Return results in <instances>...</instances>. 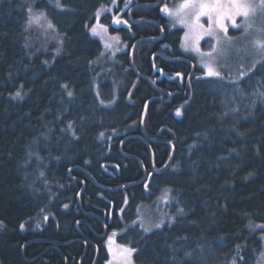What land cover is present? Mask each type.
<instances>
[{
  "label": "trees",
  "instance_id": "1",
  "mask_svg": "<svg viewBox=\"0 0 264 264\" xmlns=\"http://www.w3.org/2000/svg\"><path fill=\"white\" fill-rule=\"evenodd\" d=\"M36 2L63 36L58 56L29 50L23 0H0V264H105V230L120 231L117 243L135 249L136 264H256L264 59L236 83L204 78L179 48L183 30L169 27L160 6L142 7L131 18L145 21L110 25L127 49L94 82L103 49L88 26L114 0ZM139 39L148 40L131 61L154 86L129 61ZM171 145L168 169L154 173ZM144 170V182L118 189ZM164 189L169 208L183 211L145 233L134 224L137 208Z\"/></svg>",
  "mask_w": 264,
  "mask_h": 264
},
{
  "label": "rangeland",
  "instance_id": "2",
  "mask_svg": "<svg viewBox=\"0 0 264 264\" xmlns=\"http://www.w3.org/2000/svg\"><path fill=\"white\" fill-rule=\"evenodd\" d=\"M36 1L23 0L26 3L27 11L25 25L27 46L33 53L50 52L58 56L63 52V36L56 32L46 12L36 8ZM182 3H184V0H171V2L161 5V8L162 10L168 8L170 11L175 12ZM54 5L60 7L59 1L54 2ZM112 8L111 5L98 8L94 21L88 26L89 34L100 41L103 49L97 60V63H101V70L96 72L97 74L93 78L94 82L98 80L99 76L101 77V75L108 73L109 70L114 69L117 65V54L127 49V43L122 40L121 36L110 30V25H117L119 28L123 26L121 20L116 18ZM29 9H31V12H29ZM165 14L168 17L170 28H181L183 30L179 48L184 56L192 58L195 65L202 69V77L204 78H218L224 83H236L244 76L249 75L250 72H253L264 59V55H261L252 43L256 39H264V31H257V29H264V12L259 9L254 16L249 17L248 23H251L253 27L247 32L244 31V20L242 17H235L236 24L240 25V27H235L230 21L226 20L225 23L228 27L227 38L222 32L208 35L203 30L190 28L187 24L181 23L178 18L168 15L166 12ZM104 15L108 16L111 24L101 20ZM30 19L32 20L31 23H29ZM187 19L189 23L194 19L190 11ZM199 23L203 25L205 30L208 29L209 21L207 16H201ZM50 24L52 25L51 27H49ZM93 29L96 30L95 33ZM186 34L188 35L187 41L185 40ZM217 40H219V43H217ZM208 65H211L220 75L209 76L207 74ZM94 89V94L99 98L98 85H95ZM114 96H116V93ZM114 101L115 99H113ZM113 102L102 104L111 105ZM170 194V189H164L151 203L140 204L137 208V219L134 224L138 225L145 233L161 228L164 225H172L176 221V216L181 214V210L169 208ZM157 224L161 226L156 227ZM37 226H39L38 223ZM257 227L264 228V225H258ZM119 232L116 230L108 231L105 235V241L103 242L108 254L105 264H136L133 259L134 251L131 255L123 251L124 249L132 248L117 243L116 238ZM262 239L263 248L258 254L256 264H264V234Z\"/></svg>",
  "mask_w": 264,
  "mask_h": 264
},
{
  "label": "snow or ice",
  "instance_id": "3",
  "mask_svg": "<svg viewBox=\"0 0 264 264\" xmlns=\"http://www.w3.org/2000/svg\"><path fill=\"white\" fill-rule=\"evenodd\" d=\"M264 12V0H184V3L179 5L178 9L173 12L168 8H164L168 15L176 17L180 20L181 23L187 24L190 28L203 30L208 35H214L217 32L224 33L227 38L228 27L225 21H230L231 24L235 27H240L236 24L235 17H242L244 20V31L247 32L253 27L251 23H248L249 17L254 16L257 13V10ZM189 10L194 19L189 23L187 17L189 16ZM31 12V9H29ZM201 16H207L209 21L208 29H204L203 25L199 23ZM32 20L30 19L29 23ZM52 25L50 24L49 27ZM95 29L93 32L95 33ZM257 31H264V29H257ZM230 39V38H229ZM185 40H188V35L186 34ZM219 43V40H217ZM253 46L257 51L264 55V39H256L253 42ZM198 50V49H197ZM211 55V53H209ZM208 75L209 76H219L220 73L215 71L211 65H208ZM67 87V85H65ZM68 95L71 96L72 92H68ZM16 96L19 97L20 93L17 92ZM179 114V110H177ZM71 127V125H69ZM103 135V134H101ZM67 207V206H65ZM183 211V209H181ZM2 226V222H0ZM160 224H157L156 227H160ZM23 227V226H21ZM128 255H131L135 249H124L123 250Z\"/></svg>",
  "mask_w": 264,
  "mask_h": 264
},
{
  "label": "water",
  "instance_id": "4",
  "mask_svg": "<svg viewBox=\"0 0 264 264\" xmlns=\"http://www.w3.org/2000/svg\"><path fill=\"white\" fill-rule=\"evenodd\" d=\"M161 3H162V0H158L157 2H155V3H153V4H148V6L157 7V6H161ZM138 6H140V5H139V4H138V5H135V7H138ZM129 17H130V16H129ZM132 21H133V20H132ZM134 21H135V20H134ZM138 21H145V20H141V19H140V20H138ZM163 34H164V32L162 31L161 36H160L159 38H161V37L163 36ZM141 40H142V41H145V40H148V39H139V40L135 41L134 44L132 45L131 49H130V52H129V61H130L131 67L133 68V71H135V68H134V66H133V62L131 61V60H132V55H133V52H134L133 49H135V47L137 46V44H139V43L141 42ZM135 72H136L139 76L145 78L146 81L150 82V83L153 85V83H152L151 81H149V79H148L147 77L141 75V74L138 73L137 71H135ZM153 86H154V85H153ZM152 99H153V98H152ZM152 99L148 100L147 103H146V105H145V108H144V111H143V114H142V122L140 123L142 129H143L144 118H145V115H146L145 112L147 111V107H148L149 101H151ZM173 153H174V148H173V146L171 145V153H170V157H169L168 161L166 162V164H164V166H163L162 168L156 169V168L153 166V172L159 174V173H161V172H164L166 169H168V167H169V165H170V163H171V161H172V159H173V155H174ZM146 178H147V173H146V171L144 170V176H143V178H142L141 180H139V181H137V182H133V183H131V184H129V185H125V186H123V187H119L118 189H119V190H123V189H125V188H127V187H129V186H131V185H136V184H138V183H142V182H144V181L146 180ZM118 189H110V190H113V191H114V190H118ZM106 233H107V230H105L103 236H105ZM94 264H95V263H94Z\"/></svg>",
  "mask_w": 264,
  "mask_h": 264
},
{
  "label": "flooded vegetation",
  "instance_id": "5",
  "mask_svg": "<svg viewBox=\"0 0 264 264\" xmlns=\"http://www.w3.org/2000/svg\"><path fill=\"white\" fill-rule=\"evenodd\" d=\"M168 2H171V0H162L161 5H163L164 3H168ZM135 5H137V4L134 3V0H122V1L121 0H114V4L112 5V7H113L112 9L114 10V12L116 14L115 15L116 18L118 20L119 19L121 20L123 26L127 27L131 24H135V22L132 21L133 18H131L132 12L138 8V7H135ZM160 9H161V6H160ZM125 13L127 14L126 16H125ZM96 259H97V257L95 258V262H96Z\"/></svg>",
  "mask_w": 264,
  "mask_h": 264
},
{
  "label": "bare ground",
  "instance_id": "6",
  "mask_svg": "<svg viewBox=\"0 0 264 264\" xmlns=\"http://www.w3.org/2000/svg\"><path fill=\"white\" fill-rule=\"evenodd\" d=\"M162 4V3H161ZM142 7H150V6H148V5H146V4H141L140 6H138V8H142ZM162 7V6H161ZM161 11L162 12H164L163 10H162V8H161ZM168 18V17H167ZM141 19V18H140ZM140 19H138V20H140ZM138 20H133L135 23H139V22H141V21H138ZM141 20H144V19H141ZM150 23H155V24H157L156 22H154V21H150ZM161 33H162V31H161ZM161 36V35H160Z\"/></svg>",
  "mask_w": 264,
  "mask_h": 264
}]
</instances>
